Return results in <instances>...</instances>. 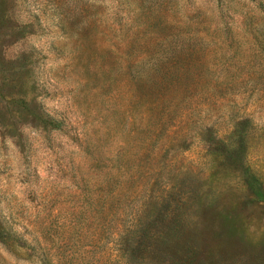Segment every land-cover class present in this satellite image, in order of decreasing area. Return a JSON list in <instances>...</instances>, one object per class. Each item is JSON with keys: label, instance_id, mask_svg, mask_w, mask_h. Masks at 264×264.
Listing matches in <instances>:
<instances>
[{"label": "rangeland", "instance_id": "obj_1", "mask_svg": "<svg viewBox=\"0 0 264 264\" xmlns=\"http://www.w3.org/2000/svg\"><path fill=\"white\" fill-rule=\"evenodd\" d=\"M243 161L264 0H0V264H264Z\"/></svg>", "mask_w": 264, "mask_h": 264}, {"label": "trees", "instance_id": "obj_2", "mask_svg": "<svg viewBox=\"0 0 264 264\" xmlns=\"http://www.w3.org/2000/svg\"><path fill=\"white\" fill-rule=\"evenodd\" d=\"M240 169L244 172V175H246V183L252 190V192L258 196L259 198H264V188L262 185V181L257 178L255 175L249 173V169L247 166V163L245 161L239 163ZM1 235V234H0ZM89 254H93V251L90 250ZM133 251H130L129 249L125 248L122 251V258L119 264H142V258H139V254L137 252L132 253ZM151 253V252H150ZM131 255V257H129ZM152 258V256H149ZM103 258V257H102ZM99 260L94 259L91 261V264H98ZM169 264V262H167Z\"/></svg>", "mask_w": 264, "mask_h": 264}]
</instances>
